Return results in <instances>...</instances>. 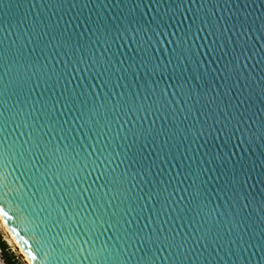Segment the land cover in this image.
<instances>
[{"label": "water", "instance_id": "obj_1", "mask_svg": "<svg viewBox=\"0 0 264 264\" xmlns=\"http://www.w3.org/2000/svg\"><path fill=\"white\" fill-rule=\"evenodd\" d=\"M0 208L30 264H264V0H2Z\"/></svg>", "mask_w": 264, "mask_h": 264}, {"label": "snow or ice", "instance_id": "obj_2", "mask_svg": "<svg viewBox=\"0 0 264 264\" xmlns=\"http://www.w3.org/2000/svg\"><path fill=\"white\" fill-rule=\"evenodd\" d=\"M0 3H2V0H0ZM137 6L139 7V5H137ZM155 70L156 69H153V71H155ZM191 174L192 173L189 172V175H191ZM84 179H86V177H84ZM109 183H111V181H109ZM194 183H195V181H193V184ZM189 187H191V185ZM0 212H3L2 208H0ZM4 215L7 216V213L5 212ZM77 239H79V237H77ZM93 239H95V238H93ZM156 239L157 240L160 239L159 234H157ZM84 243H89V241L88 240L83 241L82 244H81V248L77 249V251H81L82 250ZM182 246H183L182 243L181 244H176L175 243V237H173L171 241L167 237H165L164 240L159 243V245L157 247V252L168 251V255H169V257H171L173 254L171 253L170 250L173 247H176L177 249H179ZM87 258H89V259L96 258V259H98L101 262V264H103L104 261L109 260L111 257L108 256V255H105L104 254V249L101 248L99 250H89ZM158 259H160V257L158 255L151 254L150 250H146L144 252V254L140 257L141 264H156V261Z\"/></svg>", "mask_w": 264, "mask_h": 264}, {"label": "rangeland", "instance_id": "obj_3", "mask_svg": "<svg viewBox=\"0 0 264 264\" xmlns=\"http://www.w3.org/2000/svg\"><path fill=\"white\" fill-rule=\"evenodd\" d=\"M0 235L4 241L9 246L8 251H3L0 248V264L6 262V258H11L18 264H30L26 256L21 252L20 248L15 244L6 227L4 226L2 220L0 219Z\"/></svg>", "mask_w": 264, "mask_h": 264}, {"label": "trees", "instance_id": "obj_4", "mask_svg": "<svg viewBox=\"0 0 264 264\" xmlns=\"http://www.w3.org/2000/svg\"><path fill=\"white\" fill-rule=\"evenodd\" d=\"M0 248L3 250V251H8L9 250V246L8 244L6 243V241H4L0 235ZM6 262L4 264H18L16 261H14L13 259L11 258H6L5 259Z\"/></svg>", "mask_w": 264, "mask_h": 264}, {"label": "bare ground", "instance_id": "obj_5", "mask_svg": "<svg viewBox=\"0 0 264 264\" xmlns=\"http://www.w3.org/2000/svg\"><path fill=\"white\" fill-rule=\"evenodd\" d=\"M0 219L2 220L1 216ZM4 226L6 227L7 231L9 232L10 236L12 237L13 241L15 242V244L20 248L21 252L25 255L23 249L19 246V244L17 243L16 239L14 238V236L11 234L10 230L8 229V227L6 226V224L4 223V221L2 220ZM26 256V255H25ZM28 260V259H27Z\"/></svg>", "mask_w": 264, "mask_h": 264}]
</instances>
